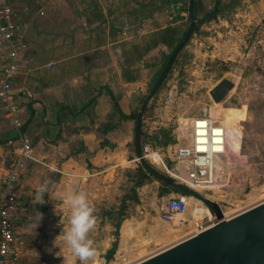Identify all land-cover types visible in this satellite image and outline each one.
I'll return each instance as SVG.
<instances>
[{
    "label": "crops",
    "instance_id": "0c3cea01",
    "mask_svg": "<svg viewBox=\"0 0 264 264\" xmlns=\"http://www.w3.org/2000/svg\"><path fill=\"white\" fill-rule=\"evenodd\" d=\"M163 1L157 10L135 12L133 0H76L77 9L67 3L69 11L45 17L27 7L28 48L12 85L22 121L19 131L30 135L37 160L28 162L18 185L17 227L24 242L18 264H67L65 259L74 256L63 239L70 227L69 193L84 192L97 217L88 234L97 255L83 264L101 262L111 246L114 226L104 212L117 201L123 170L136 168L131 146L135 120L120 119L114 100L131 114L162 68V49L169 47L162 43L163 31L174 26L178 36L182 33L178 24L162 23L169 6L178 7L182 0ZM4 108L0 99V176L20 146L18 129ZM45 183V202L36 204V191ZM167 197L162 196L160 204ZM132 218L122 222L116 258L145 246L129 228ZM160 219L171 226L170 243L134 263L195 231L194 219L183 226L176 219ZM156 224L153 232L159 234L162 224ZM184 226L186 235L175 237V230Z\"/></svg>",
    "mask_w": 264,
    "mask_h": 264
},
{
    "label": "rangeland",
    "instance_id": "374dc122",
    "mask_svg": "<svg viewBox=\"0 0 264 264\" xmlns=\"http://www.w3.org/2000/svg\"><path fill=\"white\" fill-rule=\"evenodd\" d=\"M10 1L22 11L25 7L36 12L43 10L41 17L61 10L69 11L67 3L72 8H78L76 0ZM133 1L134 7L138 6L135 12H139L138 9L151 12L162 7V0ZM223 3L232 6L218 18L203 23L180 51L161 88L148 102L143 129L146 134L144 141L157 149L163 147L159 139H163L165 133L175 142L174 131L181 120L202 114L223 121L221 117L233 113L236 122L234 137H230L232 155L227 161L229 165L224 176L226 186L203 191L217 201L223 211H229L226 217H231L264 201V0H223ZM169 9V15L162 18V23L174 22L181 31H186L190 22L188 0H182L178 7L169 6ZM172 50V47L162 49V67ZM156 78L153 75L150 79L142 100L151 91ZM223 78L234 81L235 85L222 100L214 101L209 91ZM142 100L138 101L134 111L140 109ZM134 132L135 128L131 140V146L135 148ZM237 143L240 144L238 150L234 148ZM135 159L136 170L141 164L137 155ZM122 173L125 180L119 185L117 201L114 199L112 208L119 207L121 197L134 187L133 181L128 178V170ZM164 189L166 186L160 180L150 176L144 185L135 188L137 200L127 202L126 216H134L129 228L132 232L137 231L139 241L145 246L134 254L117 258L115 254L110 260H106L104 252L101 262L96 264H132L170 243L168 237L173 231L168 223L161 221L157 207L164 196ZM172 192L165 193V196ZM197 201L194 198L189 201L185 225L188 220L196 219L193 216L196 204L205 206ZM204 212L209 213L206 209ZM113 216L116 218L117 212ZM157 222L162 224V228L159 234H154L153 226ZM175 231V237L186 235L185 226ZM147 245L151 249L148 252L145 250ZM65 260L67 264H82L75 255Z\"/></svg>",
    "mask_w": 264,
    "mask_h": 264
},
{
    "label": "built area",
    "instance_id": "2783aa9c",
    "mask_svg": "<svg viewBox=\"0 0 264 264\" xmlns=\"http://www.w3.org/2000/svg\"><path fill=\"white\" fill-rule=\"evenodd\" d=\"M28 13L27 7L22 11L10 0H0V99L5 105V117L11 119L18 129L20 141L13 160L0 176V264H18L23 250L24 242L17 227L20 208L18 185L28 162L37 160L30 135L19 131L22 121L18 116L19 106L12 85L28 48ZM174 132L175 142L162 148L142 144L147 161L202 193L226 186L224 176L229 165L227 161L232 155L227 123L201 114L179 121ZM188 205L189 196L180 192L169 195L159 205V214L166 221L176 219L178 215L177 225L183 226ZM202 214L194 219V233L216 221L210 212Z\"/></svg>",
    "mask_w": 264,
    "mask_h": 264
},
{
    "label": "water",
    "instance_id": "95a60500",
    "mask_svg": "<svg viewBox=\"0 0 264 264\" xmlns=\"http://www.w3.org/2000/svg\"><path fill=\"white\" fill-rule=\"evenodd\" d=\"M195 0H188L189 26L172 50L151 91L137 111L135 118V154L141 166L172 189L201 201L216 221L207 228L166 247L134 264H264V201L231 217L222 206L204 193L177 181L150 164L142 152V125L148 102L159 91L180 51L194 33ZM234 81L223 78L210 89L214 101L234 87Z\"/></svg>",
    "mask_w": 264,
    "mask_h": 264
},
{
    "label": "trees",
    "instance_id": "16d2710c",
    "mask_svg": "<svg viewBox=\"0 0 264 264\" xmlns=\"http://www.w3.org/2000/svg\"><path fill=\"white\" fill-rule=\"evenodd\" d=\"M231 6H232V4H230V3H223V0H195L194 10H193V18L196 19L197 24H196L194 32H196L203 23L209 22V21L216 19L219 16H221V14L227 8H229ZM189 19H190V17H189ZM184 33H185V31H182L181 35L178 36V30L174 26H169L162 33V43H164L167 46L172 47L174 49V47L177 45V43L183 37ZM170 54L168 55L167 60H168ZM165 64H166V62H165ZM163 67L159 71V74L162 71ZM159 74L157 75V78H158ZM156 79H155V81H156ZM142 101H144V100H142ZM114 107L117 110V112L120 116V119L132 118L135 120L137 111H133L131 114L124 113L122 111V109L120 108L119 104L116 102V100H114ZM145 135L146 134L144 132L143 125H142V144L146 143L144 141ZM157 136L158 135H156V138H158ZM159 143L161 146H167L168 144L173 143V137L169 136L168 133H165V137L163 139H159ZM127 174H128V178H130L134 183V187L132 188V191L130 193L124 194L121 197V203H120L119 207L110 208L109 210L104 212V214L107 215L111 220L114 218L113 219L114 222L112 220V223L114 226V229L112 232L114 239L111 243V246L106 250V253L104 255L106 260L112 259L117 248H118V243H119V238H120V227L122 225L123 220L126 218L125 212L127 209L128 200H130V199L137 200L138 197H137V192H136L135 188L144 185L145 181L148 179V177L153 176L152 174L148 173L141 165L136 170H131V171L128 170ZM161 183L166 186V189L163 190L162 195H165V193H169L171 190L178 192V191L172 189L166 183H164L162 181H161ZM114 212H117L116 218L113 216Z\"/></svg>",
    "mask_w": 264,
    "mask_h": 264
},
{
    "label": "clouds",
    "instance_id": "9594fccd",
    "mask_svg": "<svg viewBox=\"0 0 264 264\" xmlns=\"http://www.w3.org/2000/svg\"><path fill=\"white\" fill-rule=\"evenodd\" d=\"M46 193L47 183L38 187L35 203H44ZM66 200L70 206V227L64 232L63 239L83 264L97 255V249L93 246L94 242L88 235L97 222V217L94 215L95 208L84 192L69 193ZM41 219L42 213H39V222Z\"/></svg>",
    "mask_w": 264,
    "mask_h": 264
},
{
    "label": "bare ground",
    "instance_id": "6f19581e",
    "mask_svg": "<svg viewBox=\"0 0 264 264\" xmlns=\"http://www.w3.org/2000/svg\"><path fill=\"white\" fill-rule=\"evenodd\" d=\"M229 92V91H228ZM228 92H226L220 99H218V100H222L227 94H228ZM219 102V101H218ZM201 110V109H200ZM226 109H224V111H225ZM225 114V113H224ZM222 119H223V122H226L227 123V125H228V128H229V135H230V137H234V132H235V129H234V124H235V122H236V120H234V114L233 113H228L227 114V116L224 118V117H221ZM239 117H238V119H237V121H238V123H239ZM232 139V138H231ZM231 139H230V141H231ZM239 147H240V144L239 143H237L236 145H234V148H236L237 150L239 149ZM192 197H189V201H192ZM201 201H197V203H200ZM189 204H190V202H189ZM207 210L208 212H210L209 211V209L206 207V206H199L198 204H196V206H195V208H194V210H193V216L194 217H199V216H202V213H203V211L204 210ZM228 212L229 211H224V215L226 216L227 214H228ZM179 216L177 215L176 216V221H177V218H178Z\"/></svg>",
    "mask_w": 264,
    "mask_h": 264
}]
</instances>
